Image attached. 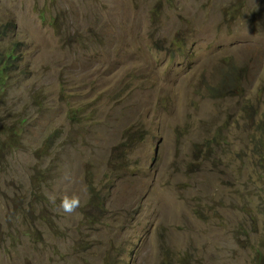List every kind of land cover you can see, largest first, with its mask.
Masks as SVG:
<instances>
[{"label":"rangeland","instance_id":"1","mask_svg":"<svg viewBox=\"0 0 264 264\" xmlns=\"http://www.w3.org/2000/svg\"><path fill=\"white\" fill-rule=\"evenodd\" d=\"M10 19L0 264H264V0H0Z\"/></svg>","mask_w":264,"mask_h":264},{"label":"trees","instance_id":"2","mask_svg":"<svg viewBox=\"0 0 264 264\" xmlns=\"http://www.w3.org/2000/svg\"><path fill=\"white\" fill-rule=\"evenodd\" d=\"M54 20L50 25L54 26ZM16 29V23L14 20L10 19V21L6 22L3 25H0V37H7L10 34L14 33ZM22 44L15 43L13 44L9 49H0V87L3 84V79L8 78L10 75H8L13 70H16L18 68V65L16 63L19 61L18 56L16 53L19 51V47ZM3 119H0V122ZM8 122L2 123L0 125V134L6 135L7 133H12V127H9L7 125ZM264 131V128H263ZM15 134V133H13ZM262 143V141H261Z\"/></svg>","mask_w":264,"mask_h":264},{"label":"clouds","instance_id":"3","mask_svg":"<svg viewBox=\"0 0 264 264\" xmlns=\"http://www.w3.org/2000/svg\"><path fill=\"white\" fill-rule=\"evenodd\" d=\"M50 201L55 204V196H49ZM81 207V197L79 195H65L60 199L58 209L62 214L71 215Z\"/></svg>","mask_w":264,"mask_h":264}]
</instances>
